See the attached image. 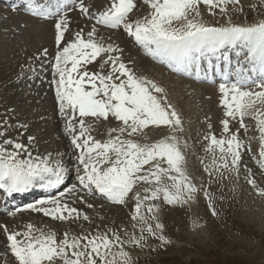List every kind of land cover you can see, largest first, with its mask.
<instances>
[{"label":"snow or ice","instance_id":"1","mask_svg":"<svg viewBox=\"0 0 264 264\" xmlns=\"http://www.w3.org/2000/svg\"><path fill=\"white\" fill-rule=\"evenodd\" d=\"M23 4L32 18L51 22L53 46L51 54L45 47L27 62L26 77L22 65L20 78L44 83L42 75L51 72L47 82L54 86L58 115L75 160L70 157L66 164L60 154L40 153L37 138L27 134L28 125L11 122L14 110L0 118V193L9 197L34 189L49 193L6 215L15 219L30 211L67 224L59 237L57 230L31 222L23 228L0 224L6 241L0 264H137L133 255L137 250L160 252L172 245L162 220L165 208L191 209L202 193L211 215L218 217L215 201H223V189L218 187L217 196L212 185L233 177L238 181L242 170L255 195L264 198L253 169L243 164L255 139L248 136L253 129L245 119L250 118L259 141L258 154L251 160L264 179V18L237 23L240 17L247 20L244 0H23ZM201 6L213 21L205 20ZM248 7L255 10L257 5ZM73 11L84 22L75 30L69 15ZM103 31L122 32L174 75L218 83L221 135L218 138L208 125L202 139L211 163L201 161L204 175L199 181L187 169L184 119L169 91L130 66L124 49L111 42V35L105 38ZM112 121L116 123L106 129V139L92 135L97 125ZM232 122L238 125L235 131ZM241 130L247 140L241 138ZM152 134L158 138L153 140ZM73 175L76 182L69 186ZM87 197H99L101 207L108 203L128 208V223L102 226L104 215L96 219L76 206L94 209ZM200 227L194 221L191 230Z\"/></svg>","mask_w":264,"mask_h":264},{"label":"rangeland","instance_id":"2","mask_svg":"<svg viewBox=\"0 0 264 264\" xmlns=\"http://www.w3.org/2000/svg\"><path fill=\"white\" fill-rule=\"evenodd\" d=\"M19 1L16 0V2ZM99 2L100 0H97V3ZM253 3L257 5L255 10L248 7L249 4ZM0 4L3 5V7H0V118L4 117L6 110H14L15 115L11 122L15 123L18 120L28 125L27 134L34 135L37 138L36 149L40 153L51 152L54 156L60 154L66 164L69 157L74 161L73 146L70 143V138L63 131L64 121L58 115V107L51 94L54 86H50L47 82L52 79L51 72L46 71L42 75L41 79L45 81L44 83H41L40 80L33 81L20 78L22 75L21 66H24L23 76L26 77L29 75L27 62L42 48H49L51 54L53 46L51 24L38 19L32 20V17L27 16L25 13H23V16L18 11L9 10L8 5L1 2ZM244 4L247 20L245 21L244 17H240L236 20L237 23L241 21L252 23L255 20L264 18V4H261V0H244ZM201 8L205 20L213 21V18L207 14L206 9L203 6ZM74 12H70L69 15L74 21L72 27L75 30L78 26H83L84 22L79 18L78 13L74 14ZM137 14L141 15L142 12ZM216 19H219V17ZM120 34L123 33L113 32L109 34L108 31L102 32L105 38L111 35V42L119 44L124 49L123 58L127 56L124 60L130 66L135 65L136 69L137 67L142 69L140 58H145L143 51L141 50L142 55L137 50L138 48L132 46L133 44L129 41L130 38L128 40L119 38ZM128 48L131 50L128 51ZM133 61L135 62L134 65L132 64ZM152 62L148 60L147 63L156 65L158 68L159 65ZM33 63L37 67L39 66V61H33ZM158 69H161L160 71L163 74H168L166 76L173 77L174 82H163L160 72H154L152 75L139 72V70L137 72L162 84L169 91L171 102L181 110L185 128L183 136L188 144L186 149L187 169L190 173L196 175L199 181V177L204 175L201 161L203 160L204 164L211 163V155L204 151L207 142L202 139L209 131L208 125H212L211 130L218 138L221 135L220 121L223 118V110L219 106L220 96L218 91L216 92L218 88L199 85L202 90L204 88L205 91L211 89V94L209 90L198 93L193 89H189L188 92H193V94L191 93L187 97L184 91L188 85H198L186 82L187 85L183 86L180 83L182 80L162 71L165 70L163 67ZM8 115L11 116L12 112L8 111ZM115 123V121H112L111 123H105L103 126L97 125V129L92 132V135L97 139H106V129L114 126ZM245 123L249 125L250 129H253L249 131L248 136L255 137V139L251 141L252 151L245 154L243 164H248L253 169L258 183L264 187V179H261L258 167L251 160V156L258 154L259 151L258 134L253 128V120L246 118ZM231 127L235 131L238 125L236 122H232ZM240 136L242 139L247 140L242 130ZM156 138L158 137L152 134V139ZM243 176L242 170L238 181L233 177L231 180L224 179L212 185L211 191L217 196L221 194L218 187L223 189V201L220 199L215 201L219 212L218 217L211 215L202 193L198 198V203L193 204L191 209L165 208L162 212V220L167 226L166 235L171 238L173 243L166 251L137 250L133 254L137 259V264H264V198L255 195ZM73 180L69 181V186L73 184ZM204 180H207L206 175ZM233 186L235 187L234 192L230 190ZM89 200L96 205L94 209H86L85 205L78 204L76 206L86 210L89 215L96 219L101 214L104 215L106 219L100 221L102 226L112 221L117 224L128 223V208L112 206L108 203L101 207L100 200ZM194 221L202 225L196 231L191 230ZM28 222L38 227H44L45 230H57L58 237L67 228V224L51 221L50 218L32 212H20L15 219H11L9 216L0 217V224L6 223L10 228L17 226L23 228V225ZM129 231H131L130 227ZM4 242H6L4 233L0 232V256L4 255Z\"/></svg>","mask_w":264,"mask_h":264},{"label":"bare ground","instance_id":"3","mask_svg":"<svg viewBox=\"0 0 264 264\" xmlns=\"http://www.w3.org/2000/svg\"><path fill=\"white\" fill-rule=\"evenodd\" d=\"M12 2H14L15 0H11ZM10 1V2H11ZM38 2H42V0H38ZM5 5H8L9 6V4H5ZM19 8L20 9H22V10H25V6H19ZM138 15V14H137ZM75 24H77L76 22H75ZM78 25V24H77ZM46 34H47V32H46ZM110 34V33H109ZM108 35V34H107ZM119 38H124V39H126V40H128L129 38L128 37H126L125 35H121L120 34V36H118ZM123 41H125V40H123ZM120 43V42H119ZM119 45V44H118ZM128 46H130V45H128ZM133 46V45H132ZM131 47V46H130ZM134 48H137V47H135L134 46ZM130 48H128V51H130L129 50ZM127 51V52H128ZM129 54V53H128ZM132 54V53H131ZM129 56V55H128ZM125 57H127V56H125ZM124 57V58H125ZM130 57V56H129ZM126 59V58H125ZM129 59V58H128ZM127 59V60H128ZM141 60H140V62L142 61V65H140V66H142V69H139L140 67H137V69L136 70H139V72H142V73H147V74H149V75H152V73H154V72H160V77L161 78H163L162 79V81L163 82H168V81H173V80H175L173 77H169V76H166V75H168V74H163L158 68H157V66L156 65H151V64H148L147 62H148V59H145V58H140ZM149 59H151V58H149ZM154 62V61H153ZM139 64H141V63H139ZM154 64H157V63H155L154 62ZM135 66V65H134ZM163 67V66H162ZM166 71H168V73L170 72L169 70H167L165 67H163ZM150 70H152V71H150ZM173 78V79H172ZM183 79H184V82H183V80H182V82H180V83H182L183 84V86H186L187 85V83H186V81L185 80H191V81H194V82H197V81H195V80H193V79H190V78H184V77H182ZM179 81V80H178ZM177 81V82H178ZM174 82V81H173ZM176 83V82H175ZM174 83V84H175ZM177 84V83H176ZM186 84V85H185ZM205 84V83H204ZM178 85V84H177ZM180 85V84H179ZM203 87V86H202ZM184 88H186V87H184ZM189 89H193L194 91H197L198 93L200 92V93H202V92H206L207 90H209V92H210V94H211V89H206V91L204 90H202L201 88H200V86L198 85V86H193V84H189L188 85V87L186 88V90L183 92L184 94H186V96L188 97L189 95H191V93L193 94V92H188V90ZM218 90H216V92H217ZM196 92V93H197ZM208 92V93H209ZM207 93V94H208ZM207 94H205L206 96H207ZM197 95V94H196ZM210 96V95H209ZM205 97V96H204ZM212 97V96H211ZM186 99V98H185ZM195 99V98H194ZM202 99H203V97H202ZM201 100V99H200ZM216 112V111H215ZM65 144V143H64ZM55 149V148H54ZM67 149H68V147H67ZM70 152H71V148H70ZM68 153V152H67ZM64 157H65V155H64ZM66 157H67V155H66ZM69 157V156H68ZM70 158V157H69ZM73 158V157H72ZM64 159V158H63ZM67 160V159H66ZM34 200H39V199H34ZM94 201V200H93ZM26 206V205H25ZM82 209V208H81ZM25 213H28V212H30V211H24ZM35 214V213H34ZM41 216V215H40ZM19 217V216H18ZM59 224V223H58ZM59 229V228H58Z\"/></svg>","mask_w":264,"mask_h":264}]
</instances>
